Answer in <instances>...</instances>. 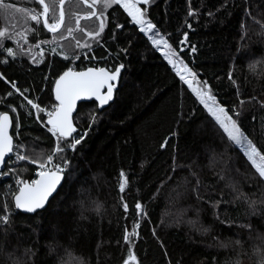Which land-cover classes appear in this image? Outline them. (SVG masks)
Segmentation results:
<instances>
[{
  "label": "trees",
  "instance_id": "16d2710c",
  "mask_svg": "<svg viewBox=\"0 0 264 264\" xmlns=\"http://www.w3.org/2000/svg\"><path fill=\"white\" fill-rule=\"evenodd\" d=\"M6 2L21 8H39L34 0ZM54 3L59 11L58 0ZM100 7L98 4L97 8ZM114 7L115 12L112 9L105 12L108 19L101 34L102 43L96 44L83 32L75 30L77 15L91 9L80 0L65 2L67 23L75 31L73 36H67L66 28L62 29L67 38L58 40L55 46L57 53L69 55L68 60L63 59L62 54L52 53V44L34 47L41 39L52 40L53 34L44 30L42 23L37 26L23 13L14 10L7 15L0 12V28L24 32L28 39L25 44L17 36L19 48L13 41H6L17 52V57L15 60L7 58L6 64L0 63V73L17 81L21 89L31 90L33 99L40 98L42 106L50 108L55 103L51 88L55 75L65 70V66L77 70L94 67L96 63L111 67V70L120 63L125 66L113 103L102 111L93 102L78 105L73 117L78 129L75 135L88 129L92 111L98 112L99 118L74 154L76 170L71 186L65 185L48 212H42L39 222L22 219L26 215L20 213L14 217L6 240L0 226V240L5 241L0 264H12L15 258L32 264L24 255L25 248L36 251L34 264H122L130 246L123 237L125 230L132 232L134 222L139 223L138 236L131 237V247L140 264H177V261L179 264H236L237 260L240 264H256L253 246L261 245L258 237L264 236V216L249 215L246 205L234 199L228 186L231 177L246 194L251 197L255 193L252 198H259L261 189L249 178V174L255 175V170L238 148L235 153L225 152L220 139L222 133L206 110L181 84L161 53L131 24L127 14L118 6ZM147 7L148 18L169 40L173 50L195 70L198 78L210 82L218 102L226 109L239 106L236 89L228 79L230 66L233 78L242 90V99L252 94L264 99V75H261L264 73V37L253 34L257 26L249 20L250 39L240 40V24L244 17L242 0H154ZM190 8L195 15H188ZM257 9L264 11V0H252L253 13ZM117 21L124 25L122 29L115 28ZM98 25L95 17L80 22V26L90 32L97 30ZM26 28H38V34L26 32ZM114 33L117 34L115 39ZM76 39L92 42L93 50L78 48ZM239 44L247 46L237 53ZM28 48L38 58L43 51L47 62L30 63L27 52H21ZM123 48L128 49L127 54L121 51ZM237 55L239 58L233 63V57ZM93 56L96 59H92ZM257 60L260 63H256ZM251 64H256L255 69L250 67ZM45 76L49 79L45 80ZM6 91L12 89L0 81V110L8 111L11 119L26 121L29 133L23 140L36 150H41L42 143L51 147L54 138L35 122L34 117H27L26 100L15 93L5 97ZM5 99L17 107L16 113L5 107ZM243 107L245 129L264 147V109L255 102ZM174 132L176 134L172 135ZM18 134L12 126L11 135ZM36 135L47 139L35 140ZM165 137L170 138L169 143L161 148ZM174 155L177 163L185 167L172 173ZM189 165L199 174L203 184L200 194L209 203L197 201L191 191H185V177L195 183L189 175ZM8 167L14 168L22 179L34 178V164L10 162L3 170L7 171ZM24 168L28 171H23ZM121 171L127 181L123 193L119 191ZM221 172L224 180L219 179ZM14 175L0 181V203L13 209L11 196L4 199V193L9 189L18 190ZM221 192L228 203L220 204L214 210L210 203L221 199ZM137 201L141 202L146 216L138 217L134 207ZM125 202L129 205L128 212L123 209ZM217 213L221 220L231 218V226L220 223L216 219ZM197 215L199 223L190 225L188 221L196 220ZM238 224L251 227L242 228ZM204 228L209 230L205 232ZM237 240L242 241V247L236 244ZM219 243L229 246L220 247ZM49 246L54 250L50 252Z\"/></svg>",
  "mask_w": 264,
  "mask_h": 264
},
{
  "label": "snow or ice",
  "instance_id": "6c2138e0",
  "mask_svg": "<svg viewBox=\"0 0 264 264\" xmlns=\"http://www.w3.org/2000/svg\"><path fill=\"white\" fill-rule=\"evenodd\" d=\"M80 2L90 8L91 11L83 15H77L75 30L83 32L84 36L89 37L91 41H94L96 44L102 43L101 34L105 31L106 21L108 19L105 12L108 9H112V11L115 12L117 9L114 6H118V8L122 9L123 12L127 14V17L130 18L131 24L135 25L138 31L147 37L152 47L161 53L174 70L181 84L187 87L188 91L206 110L211 121L214 122L222 133L220 139L225 152L231 151L235 153L238 148L242 151L243 157H246L247 161L251 164L252 169L255 170V175L249 174V178L254 180L257 187L261 189L259 198H252L255 197V193H252L250 197L243 191L239 183L234 181L231 177L228 178L230 180L228 186L234 194V199L240 200L246 205L249 215L264 216V147L257 144L254 139L251 138V134L245 129L242 119L244 115L243 106L246 103L251 104L255 102L261 109H264V99L256 94L248 96L247 99H242V90L238 81L233 78V70L230 66L228 79L236 89L239 106L226 109V106L218 102V98L212 90L210 82L198 78L195 70L189 67L185 60L173 50V47L169 44V40L161 34L156 24L148 18L147 13L149 9L147 6L151 5L154 0H80ZM242 2L244 4V17L240 24V40L245 41L250 39L248 33L252 31V28L247 23L249 20L252 22V25L257 26L253 34L264 37V11L257 9V11L253 13L252 0H242ZM34 3L39 6L38 9L35 7L21 8L11 2H6V0H0V12L7 15L9 11L14 10L15 12L23 13L28 20L34 22L37 26L42 23L43 29L53 34L52 40L41 39L34 47L39 48L42 44H52L54 46L51 48V52L54 54H62L63 59L68 60L70 58L69 55L67 53H57V48L55 46L58 40L67 38L62 32V29L66 28L67 36H73L75 31L73 27L67 23V16L64 10L65 0H58L59 11L56 10L54 0L53 2H49V0H34ZM98 4L101 6L99 9L97 8ZM142 5L145 7L142 8ZM221 7H223V5H221ZM188 15H195L194 10L190 8ZM208 15L211 16L212 13L209 12ZM92 17H95L96 21L99 22L98 29L91 32L86 31L80 26L81 19L87 20ZM128 22L129 21H125V23ZM123 26L124 25L119 21L115 23L116 29H122ZM189 27H191V25H189ZM25 31L36 32L38 34L39 30L38 28H26ZM116 35L117 34L114 33L113 39L116 38ZM17 36L23 39L25 44L28 43V39L24 32L17 33L0 28V56L4 57L0 58V63H8L9 60L7 58H11L12 60L16 59L17 52L13 47L8 46L6 41H13L17 48H19L20 43L19 40L16 39ZM181 43L183 44L184 41H181ZM76 46L80 49L93 50V44L90 41L81 42V40L76 39ZM246 46V44H239L237 53ZM25 51L31 57L30 63L35 62L38 64L47 62L43 51L39 53V58L31 51V48L21 49L22 53ZM121 51L127 54L128 49L123 48ZM192 51H196L195 46L192 47ZM81 54L83 55V53ZM84 58L87 59L88 57L85 55ZM238 58V55L234 56L233 63ZM92 59H96V57L93 56ZM256 63H260V61L257 60ZM124 67L123 63L115 66L114 70H109L107 67H87L77 70L76 68L65 66V70L58 72L54 77L51 94L55 103L52 104L50 108L42 106L40 98L37 97L33 99L31 90L21 89L17 81L0 73V81H3L5 85H9L12 89L11 92H5V97H11L13 93L23 97L27 102V106H29L27 117H34L35 122L39 124L41 128L45 129L46 132L50 134L51 138H54V143L51 147L42 143L40 145L41 150L34 149V147L29 146V144L23 140V136L29 133V129L26 127V121L21 119H10V113L8 111L0 110V165L7 162H26L29 165L34 164L36 166L35 177L30 179L20 178L19 174L12 167H8L7 171H4L3 168L0 167V181H2V178L15 173L14 179L18 188L17 191L9 189L4 193V199H7L9 195L11 196L14 202V209L6 203H0V208H2V211H0V226L3 227L5 240L9 228L14 223V217L23 213L28 215L22 217V219H35L39 222L42 217V212H48L49 208L52 207V201L61 194V190L65 188V185L71 186L73 173L76 170L73 167L74 154L79 151L78 146L81 145L88 130L91 129L92 125L96 123L99 118V113L92 111L88 129H86L83 134L74 135L78 132V129L76 127V121L73 118V113L78 108V102L94 99L97 102L96 106L101 109H103L105 105H109V102L114 100V90L118 87L117 82L121 76V70ZM250 67L255 69L256 64H251ZM261 75H264V73ZM44 79L47 80L49 77L45 76ZM257 79H259V76ZM40 91H44V89ZM4 103L5 107L10 109L11 113H16L18 111L17 107L12 106L11 102L7 99H5ZM178 115H181V118H183L182 114L178 113ZM253 119H255V117H253ZM10 126H13L15 130L19 131V134L15 137L9 134ZM175 134V132L172 133V135ZM34 139L43 141L47 138L36 135ZM169 139V137H165L160 147L164 148L169 143ZM69 153L73 155H69ZM220 155L222 156L223 153H220ZM238 155L237 153V157ZM13 156L15 157L14 161ZM183 167H185V165L177 163V157L174 155L173 167L171 169L172 173H175L177 168ZM188 168L189 175L194 178L195 183L192 184L191 181L185 177V191H191L197 201L204 200V197L200 194V189L203 187V184L199 174L193 171L190 165ZM22 170L28 171L27 168ZM236 171L239 172L240 169L237 168ZM218 176L220 180L225 179L222 172L218 173ZM168 178L171 179V175H169ZM126 183L125 173L121 171L119 182V191L121 193L125 191ZM187 185H191L190 188L187 187ZM178 195L181 194L178 193ZM204 202L209 203L207 200H204ZM226 203H228V201L223 200V193L221 192V199L212 201L210 206L215 210L218 205ZM134 207L138 217L147 215L141 202H135ZM123 209L125 212L129 211V205L126 202L123 203ZM15 210L19 211L16 212ZM52 214L55 215V213ZM216 219L228 227L231 226V218L221 220L217 213ZM134 223L135 227L132 232L125 230L123 239L124 242L130 246L128 248L127 257L123 259L122 264H140L137 255L134 254L133 248L131 247L133 243L131 237L138 236L136 228L139 227V223ZM188 223L193 226L197 225L199 223L198 215L196 220H189ZM237 226L242 228L251 227L249 224H238ZM202 230L207 232L209 229L204 228ZM153 235L155 236L156 233L154 232ZM258 238L261 240V245L253 246L254 254L257 256L256 264H264V236H259ZM213 239L216 238L213 237ZM236 244L242 247V241L237 240ZM4 246L5 241L0 240V252L4 250ZM219 246L228 247L229 244L219 243ZM53 250L52 246H49V251L51 252ZM24 255L27 256L28 261H32V264H34L33 257L36 255L35 250L32 248H25ZM165 256L167 257V253H165ZM12 264H25V262L19 258H15L12 260ZM177 264H179V261H177ZM236 264H240L239 260L236 261Z\"/></svg>",
  "mask_w": 264,
  "mask_h": 264
},
{
  "label": "water",
  "instance_id": "95a60500",
  "mask_svg": "<svg viewBox=\"0 0 264 264\" xmlns=\"http://www.w3.org/2000/svg\"><path fill=\"white\" fill-rule=\"evenodd\" d=\"M67 0H65V2H66ZM122 71H123V69L121 70V73H122ZM121 77V76H120ZM119 81H120V78H119V80H118V85H119ZM118 88V87H117ZM117 91V89H115L114 90V97H115V92ZM114 101V100H113ZM113 101H110L109 102V105L111 104V103H113ZM90 102H93V103H95L96 105H97V102L93 99V100H90V101H83V102H78V105L79 104H82V103H90ZM109 105H105L104 107H103V109H105L106 107H108ZM97 109L99 110V111H102L103 109H101V108H98L97 107ZM76 111L77 110H75L74 111V113H73V117H74V115L76 114ZM11 119V118H10ZM11 129H12V126H10L9 127V134L11 135ZM75 135V134H74ZM5 165H6V163L5 164H3V165H0V167H2L3 169H4V167H5ZM13 206H14V202H13ZM17 212L19 211V210H16ZM21 214H23V213H21ZM24 215H28V214H24Z\"/></svg>",
  "mask_w": 264,
  "mask_h": 264
},
{
  "label": "built area",
  "instance_id": "2783aa9c",
  "mask_svg": "<svg viewBox=\"0 0 264 264\" xmlns=\"http://www.w3.org/2000/svg\"><path fill=\"white\" fill-rule=\"evenodd\" d=\"M88 67V66H87ZM97 67H100L99 64L97 65ZM109 70H111V67H108ZM15 160V157L13 156V161ZM12 163V162H11ZM10 164V162H7L6 165ZM34 177H35V173H34Z\"/></svg>",
  "mask_w": 264,
  "mask_h": 264
},
{
  "label": "rangeland",
  "instance_id": "374dc122",
  "mask_svg": "<svg viewBox=\"0 0 264 264\" xmlns=\"http://www.w3.org/2000/svg\"><path fill=\"white\" fill-rule=\"evenodd\" d=\"M150 42V41H149ZM151 43V42H150ZM100 67H107L106 65L102 66V65H99ZM94 67H97V63L95 64ZM108 68V67H107ZM174 71V70H173ZM175 73V72H174ZM185 86V85H184ZM186 87V86H185ZM187 88V87H186Z\"/></svg>",
  "mask_w": 264,
  "mask_h": 264
}]
</instances>
